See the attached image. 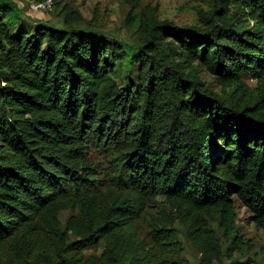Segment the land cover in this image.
Instances as JSON below:
<instances>
[{
    "label": "trees",
    "instance_id": "16d2710c",
    "mask_svg": "<svg viewBox=\"0 0 264 264\" xmlns=\"http://www.w3.org/2000/svg\"><path fill=\"white\" fill-rule=\"evenodd\" d=\"M196 1L202 24L153 18L131 52L90 30L12 26L0 0V242L48 227L66 243L57 219L77 207L61 259L107 238L111 264H160L127 232L158 195L229 224L239 201L264 229V0Z\"/></svg>",
    "mask_w": 264,
    "mask_h": 264
},
{
    "label": "rangeland",
    "instance_id": "374dc122",
    "mask_svg": "<svg viewBox=\"0 0 264 264\" xmlns=\"http://www.w3.org/2000/svg\"><path fill=\"white\" fill-rule=\"evenodd\" d=\"M3 1L12 7L13 11L7 16L12 26L23 24L31 28L47 23L66 29L90 30L121 42L131 52L142 43L144 22L157 18L180 26L202 24L201 13L209 8L205 1L196 0ZM201 75L212 89L223 92L215 75L208 70H203ZM245 80L252 88L257 85L254 78ZM91 158L104 169L109 165L102 151L93 150ZM186 210L166 196H156L127 231H131L133 245L150 249L160 264H169L175 258H186L191 264H264V229L251 221L250 212L239 201L235 203L230 224L220 209L201 213ZM78 213L77 207L65 208L59 213L57 229L65 232L66 243L48 227L40 231H21L17 237L0 242L1 264H111L106 248L112 246V242L107 238L77 251H65L64 258L59 257L57 248L65 249L76 239L66 231V222ZM199 218L207 233L196 229ZM155 227L169 229L163 234L154 231Z\"/></svg>",
    "mask_w": 264,
    "mask_h": 264
}]
</instances>
